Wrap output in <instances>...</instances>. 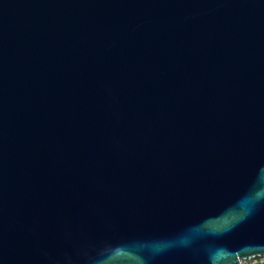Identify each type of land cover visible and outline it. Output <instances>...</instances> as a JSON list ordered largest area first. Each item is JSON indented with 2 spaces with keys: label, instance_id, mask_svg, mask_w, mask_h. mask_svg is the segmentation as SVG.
I'll list each match as a JSON object with an SVG mask.
<instances>
[{
  "label": "water",
  "instance_id": "obj_1",
  "mask_svg": "<svg viewBox=\"0 0 264 264\" xmlns=\"http://www.w3.org/2000/svg\"><path fill=\"white\" fill-rule=\"evenodd\" d=\"M264 258V0H0V264Z\"/></svg>",
  "mask_w": 264,
  "mask_h": 264
},
{
  "label": "built area",
  "instance_id": "obj_2",
  "mask_svg": "<svg viewBox=\"0 0 264 264\" xmlns=\"http://www.w3.org/2000/svg\"><path fill=\"white\" fill-rule=\"evenodd\" d=\"M256 260H254L253 262H255ZM251 261H248V262H245V263H242V264H249ZM260 263H264V258H261L259 260Z\"/></svg>",
  "mask_w": 264,
  "mask_h": 264
},
{
  "label": "trees",
  "instance_id": "obj_3",
  "mask_svg": "<svg viewBox=\"0 0 264 264\" xmlns=\"http://www.w3.org/2000/svg\"><path fill=\"white\" fill-rule=\"evenodd\" d=\"M249 264H264V263H260L259 261H255V262H250Z\"/></svg>",
  "mask_w": 264,
  "mask_h": 264
},
{
  "label": "rangeland",
  "instance_id": "obj_4",
  "mask_svg": "<svg viewBox=\"0 0 264 264\" xmlns=\"http://www.w3.org/2000/svg\"><path fill=\"white\" fill-rule=\"evenodd\" d=\"M260 259H257L256 261H259ZM254 260H251V262H253Z\"/></svg>",
  "mask_w": 264,
  "mask_h": 264
}]
</instances>
